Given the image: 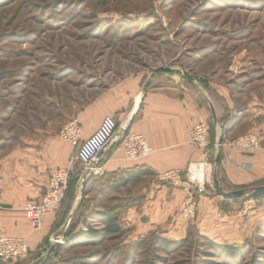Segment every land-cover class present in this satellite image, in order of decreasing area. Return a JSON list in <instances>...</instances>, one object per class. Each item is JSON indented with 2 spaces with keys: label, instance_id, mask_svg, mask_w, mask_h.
Here are the masks:
<instances>
[{
  "label": "rangeland",
  "instance_id": "374dc122",
  "mask_svg": "<svg viewBox=\"0 0 264 264\" xmlns=\"http://www.w3.org/2000/svg\"><path fill=\"white\" fill-rule=\"evenodd\" d=\"M260 57L264 0H0V136L57 124L58 111L70 108L73 100L83 102L132 75L149 82L166 75L159 69L170 68L185 79L188 73L193 82L219 71L232 78L238 76L231 72L235 62L247 67L248 60ZM152 181L121 189L111 180L87 182L74 210L83 199L89 212H112L123 234L97 243L81 236L66 242L62 230L65 242L48 263L264 264V197L253 199L245 221H228L220 229L198 224L197 206L193 221L175 236L138 220L137 207ZM88 227L102 225L91 217L75 233ZM202 237L240 246L243 256H223ZM156 238L188 242L166 253ZM37 260L30 256L24 264Z\"/></svg>",
  "mask_w": 264,
  "mask_h": 264
},
{
  "label": "crops",
  "instance_id": "0c3cea01",
  "mask_svg": "<svg viewBox=\"0 0 264 264\" xmlns=\"http://www.w3.org/2000/svg\"><path fill=\"white\" fill-rule=\"evenodd\" d=\"M246 63L232 65L231 72L238 74L237 77L231 78L232 74L220 71L214 78L201 74L209 77L211 95L197 81H189L178 73H165L149 82H143L140 75H132L99 94L88 96L83 102L81 98L73 100L70 108L58 111L57 124L29 126L24 132L0 136V227L9 235L25 237L30 256L36 260L49 250L53 239L61 236L63 227L60 230L54 227L58 213L46 216L42 229L34 230L23 207L42 201L52 172L76 165V149L58 139L59 131L73 120L81 125L82 141L96 131L104 117L112 116L117 120L120 131L102 152L95 164V174L87 182L115 181L130 170L154 173L144 178L143 181H153L145 189L146 198L137 207L139 222H146L149 228L169 230L176 236L193 221L180 214L182 204L190 195L187 186L158 184L157 180L168 171L185 173L190 165L205 161L206 153L190 142L191 130L199 123L213 121L216 141L221 136L225 141L249 133L260 140L261 148L255 151L222 147L219 176V165L215 167L219 152L216 150L213 157L212 152L207 151L206 168L213 176L216 172L222 188L220 180L233 187L264 182V57L248 60L247 67ZM241 67L248 69L241 72ZM128 133L146 138L152 150L148 157L140 161L125 157L122 137ZM82 185L78 182L77 195ZM213 187L215 189L214 184ZM223 199L218 195L200 197L198 224L220 229L228 221L242 222L248 218L250 213L244 212L247 202L244 201L243 206L241 203L228 205ZM234 206L239 208L229 214ZM73 212L74 207L71 214ZM208 233L211 235L212 231Z\"/></svg>",
  "mask_w": 264,
  "mask_h": 264
},
{
  "label": "built area",
  "instance_id": "2783aa9c",
  "mask_svg": "<svg viewBox=\"0 0 264 264\" xmlns=\"http://www.w3.org/2000/svg\"><path fill=\"white\" fill-rule=\"evenodd\" d=\"M119 131L120 125L112 116L104 117L96 131L83 141L82 128L78 120L67 123L59 131L58 139L76 149L74 160L77 166L52 172L48 182V190L42 201L39 203L30 202L23 207V212L26 213L34 230L42 229L43 219L46 216L59 212L72 180L76 178L82 185L94 176L95 164L99 159V154L116 138ZM123 135L122 148L128 160L140 161L151 154L152 150L144 136L133 133ZM190 142L206 153L205 161L190 165L185 173L168 171L159 176L161 182L175 187L185 184L189 189L190 195L180 208V214L187 219L195 217L199 204L198 199L206 193L207 187L213 183V175L206 168L207 151L210 147V125L208 123L195 125L190 133ZM224 146L249 152L260 149L261 143L257 135L249 133L233 140H225L221 145L217 140L215 143L217 153ZM253 204V199H250L245 205L244 212L248 213ZM55 242L63 245L65 241L63 237L58 236L52 241V243ZM29 257L28 240L25 237L9 235L0 227V259L8 264H24Z\"/></svg>",
  "mask_w": 264,
  "mask_h": 264
},
{
  "label": "trees",
  "instance_id": "16d2710c",
  "mask_svg": "<svg viewBox=\"0 0 264 264\" xmlns=\"http://www.w3.org/2000/svg\"><path fill=\"white\" fill-rule=\"evenodd\" d=\"M199 84L203 86L204 90L211 95V90H210V87L207 85V81H201L199 82ZM208 124L210 125V147L208 150L212 152L213 157H214V155L216 154L215 125L213 121H210V123ZM217 155L220 156V160L222 162V159H223L222 152H219ZM220 166L221 165H219V168H218V176L220 174V168H221ZM153 175L154 173H152L149 170L126 171L123 174H120L115 179V186H117V188L119 189L127 188L130 184L140 183L144 180V178L150 177ZM220 182L226 192L247 190L249 193H251L255 188L264 185V182H262V183L250 185L247 187H233V186L226 185V183L223 180H220ZM77 189H78V180L75 178L69 184L68 191L65 194L61 208L57 215L58 218H57L56 225L54 226L56 230H60V228L63 227V231H64L63 237L65 241L69 242L70 239L72 240L73 238H76L77 236H81L83 240L88 241L89 243H97L102 237L121 236L123 234V229L120 225V221L117 215H113L112 212L110 213L105 212L104 214L96 213L93 211L89 212V209L86 208L85 206L86 201H83V199L81 202H79L73 214H71L72 208L75 206L77 202ZM204 195H211L214 197L217 196L213 185L207 187L206 193ZM223 200H224V203H228V205H230V203H242L246 199L242 198L239 200H232V199L224 198ZM225 208L226 207L224 206V210H226ZM83 210L89 213L87 212L83 213ZM91 217L98 219V222L101 223L102 228L93 229V228L88 227V229H86L85 231L80 230L79 231L80 233H75L79 224L82 222H86V219H89ZM202 239L204 243H206L210 248H212L213 250H215L216 252H218L219 254L223 256L225 255L228 257H232V258L243 256L244 249L240 246H233V245L222 246V245L216 244L212 239H208L206 237H202ZM155 242L159 244L166 253H170V252H175L179 250L185 244H187L188 241H186L185 239L181 241H172L166 238H156Z\"/></svg>",
  "mask_w": 264,
  "mask_h": 264
},
{
  "label": "water",
  "instance_id": "95a60500",
  "mask_svg": "<svg viewBox=\"0 0 264 264\" xmlns=\"http://www.w3.org/2000/svg\"><path fill=\"white\" fill-rule=\"evenodd\" d=\"M158 72H165V73H171L172 70L170 68H161L159 69ZM186 77L188 78L189 81H194L195 79L189 75L188 73L185 74ZM213 115H214V120L217 123V119L215 117L214 114V110H212ZM222 130H224V126L221 127ZM224 141V137L221 136L218 140V143L221 145ZM102 152L99 154V157L101 156ZM220 162V156L217 155L216 160H215V167L217 169V166L219 165ZM213 184L215 186V192L218 196L223 197V198H227V199H232V200H239L242 198H245L246 200H250V199H257L260 197H264V185L255 188L251 193H249L247 190H239V191H232V192H226L220 185L218 178H217V174L216 172L214 173L213 176ZM87 185V181H85L82 185V188H85V186ZM83 193V191H82ZM62 248V244L55 242L52 243L51 247L49 248V250L45 253V255L43 257H41L40 259H38L37 261H35L32 264H47L48 262H50L54 256H56L59 252V250ZM0 264H8L6 262H4L3 260L0 259Z\"/></svg>",
  "mask_w": 264,
  "mask_h": 264
}]
</instances>
